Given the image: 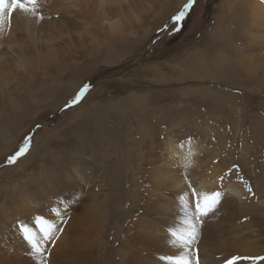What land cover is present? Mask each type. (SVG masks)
Here are the masks:
<instances>
[{"label": "rangeland", "instance_id": "obj_1", "mask_svg": "<svg viewBox=\"0 0 264 264\" xmlns=\"http://www.w3.org/2000/svg\"><path fill=\"white\" fill-rule=\"evenodd\" d=\"M54 1L57 8L40 3L43 20L21 13L20 19L35 25L31 36L18 31L12 39L0 31V162L22 146L34 126L64 109L53 125L37 128L26 155L0 166V264H40L19 231L23 223L39 233V216L59 229L44 244L47 264H128L124 258L132 243L138 245L132 264H149L156 258L151 252L165 255L162 246L177 254L180 249L164 238L171 226L183 227L182 206L175 212L169 194L177 188L159 187L161 199H155V183L146 175L147 167L165 160L172 143L192 150L190 166L179 168L190 175L187 180L212 177L209 169L217 167L222 176L239 165L255 193L235 174L225 180L227 195L205 219L195 245L199 255L203 250L213 256L200 255V261L264 256V40L251 35L252 2L196 0L178 32L165 40L176 29L170 18L186 0H132L120 9L106 0L119 24L116 33L107 18L91 20V2L78 0L80 6L67 13ZM219 183L209 181L202 191L220 190ZM162 199L170 201L165 220L171 226L165 228L154 220L161 218ZM140 203L153 208L143 211L150 217L136 212ZM53 208H59V217ZM141 221L148 233L132 225ZM238 228L243 240L256 241L257 251H234L220 261L227 256L222 246Z\"/></svg>", "mask_w": 264, "mask_h": 264}, {"label": "snow or ice", "instance_id": "obj_2", "mask_svg": "<svg viewBox=\"0 0 264 264\" xmlns=\"http://www.w3.org/2000/svg\"><path fill=\"white\" fill-rule=\"evenodd\" d=\"M195 3L196 0H186L180 10L170 18L174 28L178 30L177 26L182 25L185 16L193 8ZM39 8L40 0H0V31H4L6 28L11 27L13 14L16 12L43 20L44 17L40 13ZM87 91L88 86L86 85L74 97L72 104L79 103ZM30 140L31 138L26 139L23 146L7 158L8 164H14L20 157L26 155L31 146ZM187 143H191L190 138ZM189 166L190 161L185 165V168ZM239 171V165H233V167L228 170V173L218 178L221 184L220 190L212 192L198 191L192 186V182L187 180V176L185 175V184L188 191L183 192L180 196L183 209V227L179 229H168V243L180 249V251L174 255L161 256V261H167L168 264H201L199 250L195 245L199 238L200 228L205 223V219L217 211L222 200L227 195L223 188L225 180L229 176L235 174L236 179L243 184L246 191L250 195L255 196L251 185L242 175H239ZM51 211L54 212L57 217L60 216L59 208H53ZM35 224L39 226V233L35 228L23 223L19 225V231L22 233V239L30 246V254L38 257L40 264H47L44 259V253L46 252L44 244L53 240L55 232L59 229L55 221L49 220L44 216L36 217ZM242 259L251 260L253 264H256L257 261H264V256H232L230 259L225 260V264H237V261Z\"/></svg>", "mask_w": 264, "mask_h": 264}, {"label": "bare ground", "instance_id": "obj_3", "mask_svg": "<svg viewBox=\"0 0 264 264\" xmlns=\"http://www.w3.org/2000/svg\"><path fill=\"white\" fill-rule=\"evenodd\" d=\"M61 1V3H59V5H60V9H63L65 12H67V13H72L74 10H73V8H78L80 5H79V3H78V0H60ZM248 1H250V2H252V8H251V14H252V16H251V18H252V27H254L255 29H256V31L252 34L251 33V35H253L252 37L253 38H255V39H253V40H256V41H258V40H264V0L263 1H261V0H248ZM79 2L82 4V2H84V3H86V5L89 3V2H91L92 4H91V11H92V18L93 19H91V20H94L95 19V17H97L98 15H100L101 17H103V18H107V20H108V23H109V25H110V29L111 30H113L114 29V27H115V29H114V31H113V33H116L117 32V30H118V27H119V24H116L115 25V22H113L112 20V17H111V12H110V10H108L105 6H106V0H79ZM113 2L114 3H116L117 4V6H115V7H118L117 9H120V7L121 8H123L124 7V5H129V3L130 2H132V0H113ZM262 2V3H261ZM40 3L42 4H44V6H48V7H50V8H52V7H56V4H55V1L54 0H40ZM57 3V2H56ZM58 4V3H57ZM82 6V5H81ZM57 8V7H56ZM82 8V7H81ZM85 8V7H84ZM79 10V9H78ZM56 11V10H55ZM80 11V10H79ZM81 12V11H80ZM86 12H87V10H86ZM77 13V12H76ZM88 13H89V11H88ZM66 15V14H65ZM25 16V15H24ZM24 16H21V13L20 12H16V13H14L13 14V17H12V23H11V26H13V28H6V32H7V37H9V38H14V37H18L19 36V32L18 31H23V32H25L26 34H28V36H31L32 34V32L33 31H35V30H33L32 29V27L33 28H35V25L34 24H31V22H30V20L29 19H20V18H22V17H24ZM29 17H32V16H29ZM99 20V19H98ZM40 22V21H39ZM38 22V23H39ZM20 23L23 25V29H21L19 26H20ZM33 30V31H32ZM4 31V32H5ZM37 31V30H36ZM4 34V33H3ZM6 34V33H5ZM34 34V33H33ZM0 35H1V33H0ZM23 35V34H22ZM3 36V35H2ZM0 37V38H3V37ZM21 36V35H20ZM4 37H6V36H4ZM5 39V38H4ZM204 60V59H203ZM201 62V61H200ZM211 63V62H210ZM200 64V63H199ZM202 65V64H201ZM200 65V66H201ZM206 66V65H205ZM208 66V65H207ZM210 69V68H209ZM192 149V148H191ZM194 150V149H193ZM161 151V150H160ZM192 151V150H191ZM191 151H188V149H186V150H178V147H176V145L175 144H171L170 145V147H169V151H168V153L165 155V160L162 158L161 160H163L162 161V163H159V164H157V165H151V167H147V169H146V175H147V178L148 179H152V181L155 183V185H153L154 186V188H153V191H154V189H156L155 190V192H156V194H153V195H155L154 196V198L155 199H161V197L159 196V195H157V192L159 191L158 190V188L159 187H162V186H167V187H169L168 185H172V187H176L177 188V190H175V191H172L171 193H169L170 195H172L173 196V198L174 199H172V200H174V202H176L177 203V206L175 207L174 206V209H175V212H176V209L178 210L179 208H178V206L181 204V202H180V197L178 196V195H182V193L183 192H185V191H187L188 189H187V187H186V184H185V174H188V173H186L184 170V172H181V170H179V168L181 167V166H183L184 167V165H186V163L188 164V160H190L191 158V155H190V152ZM190 158V159H189ZM191 163V162H190ZM217 166V165H216ZM220 166H222V165H220ZM180 169H184V168H180ZM196 169V168H195ZM210 171H212V177H209V176H207L208 178H202V176L204 177V175H202V172H201V178H199L198 177V175H196L195 173H193V176H194V174L196 175V177H198L200 180H198V181H194L195 179H190L191 177H193V176H191V177H189V179L191 180V181H193V183H195V185H198L199 186V189H198V191H202L204 188H205V190H207V189H209L207 186L209 185V181H211V183H215L217 180H218V178L220 177L219 176V173H220V169H218V167L217 168H214V170H212V169H209ZM199 172H200V170H198ZM147 172L149 173V174H147ZM187 172H189V173H191L192 172V170H189V171H187ZM197 172V171H196ZM223 173V172H222ZM200 174V173H199ZM209 174V173H208ZM149 175V176H148ZM210 175V174H209ZM188 176H190L189 174H188ZM195 177V176H194ZM188 178V177H187ZM211 178H212V180H211ZM220 182V181H219ZM217 184H218V182H217ZM220 184V183H219ZM152 186V185H151ZM164 187L166 190H168V188L167 187ZM228 187L229 188H232L233 187V190H232V192H235V190H236V187H234L232 184H230V185H228ZM161 191H163V189H161ZM160 191V192H161ZM159 192V193H160ZM163 194H165V193H163ZM176 194H178L177 196H176ZM165 196V195H164ZM168 196V195H167ZM171 196V197H172ZM151 197H152V195H151ZM169 197V196H168ZM153 198V199H154ZM150 200V199H149ZM153 201V200H152ZM155 201V200H154ZM153 201V202H154ZM170 201H168L167 199H166V202H165V199H162V203H163V208H160V210L162 211V213L160 212V216H161V218H159V219H154L155 221H157V222H160L159 224H162L163 225V227L165 228V225H168V226H171L170 224H168L167 222H166V220H165V215L167 216L166 218H168V217H170L171 216V212L169 211V212H167L166 211V209H165V205L167 204V207L170 205V203H169ZM155 203H156V201H155ZM36 204H38V203H36ZM141 204V203H140ZM139 204V205H140ZM158 204V203H157ZM156 204V205H157ZM159 205V204H158ZM172 205V204H171ZM35 206V205H34ZM100 207H101V204L99 205ZM160 206V205H159ZM99 207V208H100ZM166 207V208H167ZM172 207V206H171ZM180 207V206H179ZM152 208V207H151ZM149 206H147V205H145V204H141V206H139V207H137V209H136V212H140L141 211V209H142V211H141V216L143 215V213L145 214V212L147 211H149L150 209H151ZM159 208V207H158ZM169 208V207H168ZM153 209V208H152ZM174 209H173V211H174ZM92 210V209H91ZM90 211V210H89ZM143 211H145V212H143ZM158 211H159V209H158ZM157 211V212H158ZM172 211V212H173ZM120 212V211H119ZM117 213V212H116ZM43 214V213H42ZM134 214V213H133ZM148 214V213H147ZM152 214V213H151ZM154 214V213H153ZM158 214V213H157ZM135 215H136V213H135ZM138 216V215H137ZM144 216V215H143ZM226 216H227V214H226ZM228 216H229V214H228ZM117 217V216H116ZM135 217V216H134ZM139 217V216H138ZM144 217H150L149 215H145ZM174 217H176V216H174ZM56 218V217H55ZM132 218V217H131ZM154 218V217H153ZM148 219V218H147ZM169 219V218H168ZM167 219V220H168ZM133 220V219H132ZM139 220V219H138ZM137 220V221H138ZM143 220V219H142ZM151 220H152V218H151ZM150 220V221H151ZM136 221V222H137ZM134 222V221H133ZM142 223L140 224V223H138V224H132L133 226H135V228H136V230H137V233H139V234H141V233H148L147 232V230H145V225H144V221H141ZM233 223V222H232ZM234 224V223H233ZM129 227V226H128ZM132 227V226H131ZM147 227V226H146ZM153 227H154V225H153ZM248 227V226H247ZM150 228H152V227H150ZM171 228H172V226H171ZM174 228V227H173ZM126 229V228H125ZM157 229V228H156ZM159 229V228H158ZM239 229H242V228H238V231H232L231 232V234H234V237H233V240L231 241V242H227V243H225L224 244V246H222V249H221V252H223V253H225V255L227 254V256H224L222 259H219L220 261L221 260H223V259H225L226 257H228L230 254L232 255V254H234L235 252L234 251H237L236 253H238V252H241V253H243V254H250V253H253L252 255H254V252L255 251H257V243L255 244L254 242H256V241H254V239H253V241L254 242H252L251 240L250 241H248L247 240V238L245 237V239L246 240H243V237L242 236H240L241 234H239ZM135 230V229H134ZM203 230H204V228H203ZM124 231V230H123ZM154 231V230H153ZM241 231V230H240ZM243 231H245V229L243 228ZM152 232V231H151ZM136 233V234H137ZM205 233H206V231H205ZM204 233V234H205ZM241 233V232H240ZM149 234H151V233H149ZM165 234V235H164ZM163 235H164V238H165V240L166 239H168L169 238V235L165 232ZM203 234V233H202ZM135 235V234H134ZM244 235V234H243ZM252 235V234H251ZM148 236V235H147ZM146 236V237H147ZM248 236H250V235H248ZM130 237V236H129ZM136 237V236H135ZM200 237H201V235H200ZM144 238V237H143ZM148 238V237H147ZM252 238H253V236H252ZM128 239V238H127ZM132 239V238H131ZM152 239H154V238H152ZM204 239V238H203ZM249 239V238H248ZM134 240V239H133ZM200 240H202L201 238H200ZM131 241V240H130ZM157 240H155V242H156ZM164 241V240H163ZM198 241V240H197ZM127 242H129L128 240H127ZM143 242V241H142ZM152 242V241H151ZM158 242V241H157ZM126 243V242H125ZM162 243V242H161ZM134 243H132V245H129V246H127L128 247V249H129V251H130V254L129 253H127L126 255V257L124 258V259H126L124 262H127L128 264L129 263H131L132 264V261H130V259H131V257H132V254H131V252L132 253H134V250L136 251V248H137V246L136 245H133ZM138 244V243H137ZM140 244H142L141 242L139 243V245ZM156 244H160V243H156ZM163 244V243H162ZM164 244H166V243H164ZM215 244V243H214ZM167 245V244H166ZM216 245V244H215ZM223 245V244H222ZM260 245H262V244H260ZM259 245V246H260ZM120 246V245H119ZM146 246V245H145ZM160 246H162L161 244H160ZM213 246V245H212ZM140 247V246H139ZM143 247V246H142ZM170 246H168V247H165L164 248V246H162V247H159V249H160V251H162V252H164L165 253V255H173V253H175V252H173V251H171L172 250V247L171 248H169ZM217 247H218V245H217ZM146 249V247H143L142 249ZM215 248V247H214ZM261 248H263L262 246H260V248H258V249H260L261 250ZM140 249V248H139ZM148 249H150V248H148ZM156 249V248H155ZM211 249V248H210ZM141 250V249H140ZM176 250V249H175ZM209 250V249H208ZM219 250V249H218ZM217 250V251H218ZM259 250V251H260ZM156 251H157V249H156ZM204 252L205 251H203V250H201V252H200V255L201 256H203V257H211V256H213V255H206V254H204ZM264 252V251H263ZM136 253V252H135ZM144 253H146V252H144ZM129 254V255H128ZM143 254V253H142ZM176 254V253H175ZM229 254V255H228ZM125 255V254H124ZM150 256L152 255H155L156 256V258L152 261V262H150L149 264H168V262L167 261H161L160 260V257L161 256H165V255H157V253H154V252H151L150 254H149ZM239 256V255H238ZM246 257H249V256H247V255H245ZM244 256V257H245ZM231 257V256H230ZM153 258V257H152ZM214 258V257H213ZM227 259H229V258H227ZM204 260V259H203ZM218 260V259H217ZM135 261V260H134ZM206 261V260H205ZM216 261V259L214 260V262ZM248 261V260H247ZM204 261H202L201 262V264H213V261H210V262H208V263H203ZM219 262V261H218ZM224 262H225V260H224ZM223 262V263H224ZM262 262V261H261ZM264 262V261H263ZM134 263V262H133ZM222 263V262H221ZM246 264L244 261H240V262H238L237 261V264ZM225 264V263H224ZM260 264V263H259Z\"/></svg>", "mask_w": 264, "mask_h": 264}, {"label": "water", "instance_id": "obj_4", "mask_svg": "<svg viewBox=\"0 0 264 264\" xmlns=\"http://www.w3.org/2000/svg\"><path fill=\"white\" fill-rule=\"evenodd\" d=\"M178 29H179V27H178ZM176 32H178V30H177V28L175 29V30H173L172 32H170V33H168L166 36H165V40L166 39H168V38H170L173 34H175ZM149 52V51H148ZM95 80H97V79H95ZM95 80H93V81H91L90 83H88V84H86L87 86H88V89L90 88V86H92V85H94L97 81H95ZM143 85H147V86H151V87H155L153 84H150V83H143ZM64 112V109H61V110H59L57 113H55V114H53V115H51L45 122H44V124L43 125H46V126H51V125H53L58 119H59V117L61 116V114ZM43 125H40V126H43ZM39 125H36V126H34V128L32 129V132L26 137V139H28V138H31V140H30V144L32 143V139H33V137H34V134L36 133V130H37V128L38 127H40ZM25 139V140H26ZM25 142V141H24ZM24 144V143H23ZM23 144H22V146H23ZM21 146V147H22ZM16 152V151H15ZM15 152H13V153H10L5 159H4V161H2V162H0V166H6V165H8V163H7V158L10 156V155H13Z\"/></svg>", "mask_w": 264, "mask_h": 264}, {"label": "trees", "instance_id": "obj_5", "mask_svg": "<svg viewBox=\"0 0 264 264\" xmlns=\"http://www.w3.org/2000/svg\"><path fill=\"white\" fill-rule=\"evenodd\" d=\"M192 39H193V40H196V38H195V37L193 38V36H192Z\"/></svg>", "mask_w": 264, "mask_h": 264}]
</instances>
